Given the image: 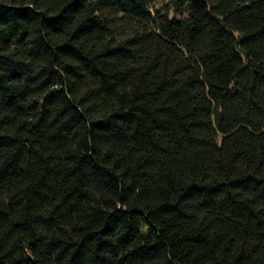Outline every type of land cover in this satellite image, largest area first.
<instances>
[{
  "label": "trees",
  "instance_id": "obj_1",
  "mask_svg": "<svg viewBox=\"0 0 264 264\" xmlns=\"http://www.w3.org/2000/svg\"><path fill=\"white\" fill-rule=\"evenodd\" d=\"M0 264H264V0H0Z\"/></svg>",
  "mask_w": 264,
  "mask_h": 264
}]
</instances>
